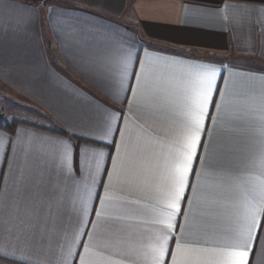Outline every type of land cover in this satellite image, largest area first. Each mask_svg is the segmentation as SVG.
<instances>
[{"label":"crops","instance_id":"1","mask_svg":"<svg viewBox=\"0 0 264 264\" xmlns=\"http://www.w3.org/2000/svg\"><path fill=\"white\" fill-rule=\"evenodd\" d=\"M185 5H189L187 10ZM53 6L58 11L81 9L68 11L66 16L95 25L87 38L102 43L105 48H114L120 39L130 38L138 51L143 49L139 52L141 58L151 52L154 56L177 59L185 66L210 64L218 70L219 88L225 92L223 107L219 111L215 105L211 107L199 158L194 161L195 171L190 175V185L199 187L195 191L189 187L186 191L188 199L182 202L173 232L176 240L170 242L175 251L176 242L181 239L196 241L186 247L184 260L188 264H204L211 258V252L205 249L230 242L244 226L248 200L241 198L240 193H254L253 202L257 206L261 203L258 193L264 184V158L260 153L261 138L252 133L264 120L259 102L260 83L264 81V3L260 0H0V81L35 108L36 118L31 122L13 118L21 121L13 133L0 127V264H81V260L84 264H150L149 244L158 231L150 223L139 222L151 220L145 214L127 221L143 234V243L117 238L113 223L125 213L121 204L126 192L121 191L120 178L114 176L113 186L108 189L114 199L102 205L97 194L104 196L109 177L103 174V186L94 183L93 178L97 182L101 180L98 163L101 166L106 163L109 172L112 171L121 138L117 134L116 143L109 146L113 137L106 136L101 128L80 123L77 114L83 109L103 108L100 102L119 109L125 114L118 120L119 127L133 144L141 138L137 124L161 138L169 131L168 125L154 119L145 107L147 92L136 96L127 92V99L121 104L101 90L89 63L78 50L76 38L50 12ZM196 6L208 11H198ZM159 71L155 69L157 74ZM170 71L177 73L179 68ZM151 79L154 77L150 76ZM132 84L135 86L134 79ZM253 85L256 92L247 99L250 119L240 124L235 118L241 109V94ZM165 86L174 89L180 86V81L169 78ZM110 91L118 93L121 99L125 96L119 83ZM215 99L220 103L222 97L217 93ZM116 126L114 121L113 127ZM241 128H246L249 135H238ZM74 132L79 135H72ZM9 137L13 141L11 145L7 143ZM85 137L101 138L104 143H94ZM69 138L73 145L80 146L77 159L83 169L71 177L59 145L53 143ZM230 145H239L240 151L225 155ZM120 156L124 162L129 158L123 151ZM226 170L241 173L235 182L237 198L231 211L214 230L208 231L204 220L206 200ZM28 187L33 188V195L40 197L41 222L49 211L55 214L59 209L56 233L45 237L43 243L22 238L27 225H22L21 219L29 222L37 219L32 216L33 202L18 197V192H25ZM89 191L92 199H88ZM142 203L158 206L154 199L145 198ZM84 204L89 209L88 215L82 212ZM168 264H171L170 256ZM250 264H264V232L250 254Z\"/></svg>","mask_w":264,"mask_h":264},{"label":"snow or ice","instance_id":"2","mask_svg":"<svg viewBox=\"0 0 264 264\" xmlns=\"http://www.w3.org/2000/svg\"><path fill=\"white\" fill-rule=\"evenodd\" d=\"M260 3H264V0H260ZM20 7L31 6L20 5ZM188 8L189 5H185V9ZM196 8L198 11H208L199 6ZM79 10L81 9L58 11L57 7L53 6L50 12L66 26L67 33L76 38L78 50L89 63L101 90L106 91L113 99L119 100L121 104L126 101L127 92H132L134 96L147 92L148 102L145 107L154 119L163 121L169 129L165 137L161 138L137 124L141 138L133 144L130 140H126L125 132L119 127L118 120L125 115L119 109L100 102L103 108L97 106L94 109L80 110L77 114L80 123L91 128H101L106 136L113 137L109 146L116 143L117 134L121 138L120 144L116 147L117 156L112 160V171L109 172L106 163L103 166L97 164V172L101 174V180L97 182L93 178L94 183L103 186V174L106 173L109 177L104 196L99 197L97 194V198L102 205L114 199L108 189L113 186V177L118 176L121 191L126 192V198L121 204L125 213L118 216L113 223V231L117 238L143 243V234L135 230L127 221L148 214L151 216L150 221L140 219L139 222L150 223L158 229L149 244L150 264H168L169 256L171 264H188L184 260V251L190 244L197 242L181 239L176 242L175 251L171 249L170 242L176 240L173 232L177 228L178 215L182 212V202L188 199L186 191L189 187H192L193 191L199 187L198 184L190 185V175L195 171L194 161L199 158L198 150L202 144V134L206 130L205 124L210 117L211 107L215 105L217 111L223 107L225 92L219 88L218 70L210 64L197 63L185 66L177 59L154 56L151 52H146L141 58L139 52L143 49L138 51L130 38L120 39L114 48H105L102 43L87 38L88 34L95 30V25L90 21L66 16L68 11ZM157 68L160 69L158 74L155 72ZM173 68H179V72H171ZM150 76L154 79L150 80ZM169 78H178L180 86L174 89L166 87L165 81ZM133 79L135 86L132 84ZM247 79L251 81L254 77ZM116 83H119L120 90L125 92L123 99L118 93L114 94L110 91ZM255 92L256 88L253 85L241 94V109L235 118L238 123L244 124L250 119L247 99L250 93ZM217 93L222 97L220 103H216ZM259 102L260 111L264 113V81L260 83ZM114 121H117L115 128ZM252 134L261 138L260 153L264 158V120L261 121L258 130H254ZM72 135L79 134L74 132ZM238 135L246 136L249 132L246 128H241L238 130ZM85 138L94 143H104L101 138ZM7 143L9 145L13 143L11 137L8 138ZM53 143L59 145L70 177L77 171H83L77 159L79 145H73L70 138L66 141L56 140ZM122 151L128 154L129 158L126 162L121 160ZM238 151H240L239 145H230L225 149V155L232 156ZM104 155L101 153V156ZM108 156L111 157V153H108ZM240 174L226 170L217 187L208 194L204 215L206 230H214L225 214L234 207L233 202L237 198L235 182ZM258 195L261 201L259 206L253 202L256 200V194L246 191L240 193L241 198L248 200L244 226L230 242L213 244L211 249H205L211 252V258L204 264H250V254L255 251V244L264 232V184ZM19 196H24L33 202L32 216L37 217L31 222L21 219V224L27 225L22 230V238L25 241L43 243L48 235L54 236L60 215L59 209L55 214L49 211L48 216L41 222L38 219L39 195H33V188L28 187L25 192H18ZM145 198L154 199L158 206L142 203ZM88 199H92L91 191L88 193ZM82 212L84 215L89 214L86 204L83 205ZM96 215L99 216L100 213L97 212ZM80 222L83 223L82 220ZM81 264H84L83 260Z\"/></svg>","mask_w":264,"mask_h":264},{"label":"rangeland","instance_id":"3","mask_svg":"<svg viewBox=\"0 0 264 264\" xmlns=\"http://www.w3.org/2000/svg\"><path fill=\"white\" fill-rule=\"evenodd\" d=\"M0 116L4 119L13 118L25 121H36L35 108L16 93L8 90L0 81Z\"/></svg>","mask_w":264,"mask_h":264},{"label":"trees","instance_id":"4","mask_svg":"<svg viewBox=\"0 0 264 264\" xmlns=\"http://www.w3.org/2000/svg\"><path fill=\"white\" fill-rule=\"evenodd\" d=\"M21 123L18 119L7 120L0 116V127L13 133L17 125Z\"/></svg>","mask_w":264,"mask_h":264}]
</instances>
